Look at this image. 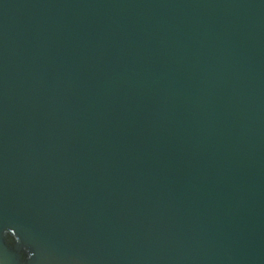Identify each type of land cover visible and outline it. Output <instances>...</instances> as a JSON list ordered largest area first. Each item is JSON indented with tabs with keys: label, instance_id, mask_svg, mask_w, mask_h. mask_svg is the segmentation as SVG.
<instances>
[{
	"label": "water",
	"instance_id": "1",
	"mask_svg": "<svg viewBox=\"0 0 264 264\" xmlns=\"http://www.w3.org/2000/svg\"><path fill=\"white\" fill-rule=\"evenodd\" d=\"M0 264H264V0H0Z\"/></svg>",
	"mask_w": 264,
	"mask_h": 264
}]
</instances>
